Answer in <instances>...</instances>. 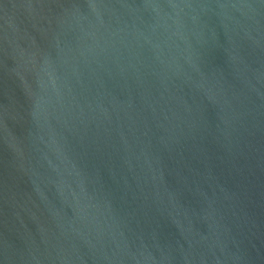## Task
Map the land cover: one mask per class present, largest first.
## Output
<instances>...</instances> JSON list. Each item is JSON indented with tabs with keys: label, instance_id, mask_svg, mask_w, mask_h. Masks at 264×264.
<instances>
[{
	"label": "water",
	"instance_id": "1",
	"mask_svg": "<svg viewBox=\"0 0 264 264\" xmlns=\"http://www.w3.org/2000/svg\"><path fill=\"white\" fill-rule=\"evenodd\" d=\"M0 264H264V0H0Z\"/></svg>",
	"mask_w": 264,
	"mask_h": 264
}]
</instances>
